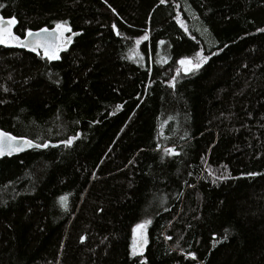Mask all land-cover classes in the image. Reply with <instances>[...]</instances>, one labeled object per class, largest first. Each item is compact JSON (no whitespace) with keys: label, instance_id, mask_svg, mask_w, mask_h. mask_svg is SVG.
I'll return each instance as SVG.
<instances>
[{"label":"trees","instance_id":"16d2710c","mask_svg":"<svg viewBox=\"0 0 264 264\" xmlns=\"http://www.w3.org/2000/svg\"><path fill=\"white\" fill-rule=\"evenodd\" d=\"M0 5L21 39L79 32L0 46V129L48 145L0 157V264H264V0Z\"/></svg>","mask_w":264,"mask_h":264},{"label":"snow or ice","instance_id":"6c2138e0","mask_svg":"<svg viewBox=\"0 0 264 264\" xmlns=\"http://www.w3.org/2000/svg\"><path fill=\"white\" fill-rule=\"evenodd\" d=\"M164 0H161V3H163ZM0 7H3V5H0ZM115 11V10H113ZM177 22L180 24L181 27H184V24L177 18ZM17 21L14 17L11 18H5L0 17V44H8L9 42H14L18 46L27 47L31 51H37V49L42 48L44 52V56L48 60H59L60 57L57 54L58 51L62 47H66V44L71 42V36L65 37L63 34L67 32H72V29L68 26V21H61L57 22L55 25V28L48 29V28H42L37 32H32L31 30H26V34L23 40L17 35H15L11 28L16 25ZM113 31L116 30V25H112ZM257 31L264 32V29H257ZM50 33V35H49ZM73 35H78V33H72ZM119 35V33H117ZM144 39H147V37H144ZM139 43V41H137ZM161 43H163L161 41ZM209 57L202 55L200 51H197L194 54L193 58H182L179 60V64L183 66L184 70L186 72L188 71H195L199 70L203 64H205L208 61ZM119 107V106H117ZM20 139L23 141V143L19 146H16V150H22L23 147H35V148H42V147H48L46 143L44 144H34L33 141L24 139V138H18L15 136H12L11 134L0 131V155H3L5 151H7L9 154L13 151L14 145H16V141ZM73 138H69L67 141H64L66 145H70L72 143ZM168 152H171V150H167ZM249 176H254L256 173H248ZM66 198L61 197V206H64ZM150 223L149 220H144L141 223L136 224L133 229V237L134 240L137 236V233H140V239L137 243H134L132 246V256L142 255V252L140 251L143 249L144 245L147 243L146 239L143 237L144 230L146 229L147 225ZM81 240H84V237H81ZM189 256H191L193 259H195V255L193 253H188Z\"/></svg>","mask_w":264,"mask_h":264},{"label":"water","instance_id":"95a60500","mask_svg":"<svg viewBox=\"0 0 264 264\" xmlns=\"http://www.w3.org/2000/svg\"><path fill=\"white\" fill-rule=\"evenodd\" d=\"M15 26H17V23H16V25H14L12 28H11V31L13 32L14 31V28H15ZM55 28V27H54ZM48 29H53V28H48ZM39 31V30H38ZM32 32H37V31H32ZM69 33L70 32H67V33H65V36L66 37H68V36H71V42L79 35V32H74V33H78V35H73L72 33L69 35ZM49 35H50V33H49ZM24 38H22L21 40H23ZM71 42H69V43H67V45H69ZM1 45H3V44H0V46ZM19 48H21V49H27V50H30L29 48H27V47H22V46H18ZM61 50H62V48L59 50V52H61ZM37 51H40V52H42V53H44L43 52V49L42 48H40V49H37ZM0 131H4V130H2V129H0ZM4 132H7V131H4ZM7 133H9V132H7ZM9 134H11V133H9ZM12 136H15V135H13V134H11ZM15 137H18V138H21V137H19V136H15ZM22 138H24V139H28V140H31V139H29V138H27V137H22ZM32 141V140H31ZM23 143V141L22 140H20V139H18L17 141H16V145H14V148H13V151L9 154L7 151H5V153L3 154V155H0V157L2 158V157H11V156H17V155H20V154H22V153H25V152H27V151H29V150H32V149H34L35 147H23V149L22 150H16V146H19V145H21ZM33 143L34 144H36L34 141H33ZM146 249V244L144 245V247H143V249H141V250H145Z\"/></svg>","mask_w":264,"mask_h":264},{"label":"rangeland","instance_id":"374dc122","mask_svg":"<svg viewBox=\"0 0 264 264\" xmlns=\"http://www.w3.org/2000/svg\"><path fill=\"white\" fill-rule=\"evenodd\" d=\"M65 34V33H64ZM63 34V35H64ZM143 40V39H142ZM181 68H182V70H184V68H183V66L181 65ZM184 72H185V70H184ZM188 72H190V71H188ZM186 73V72H185ZM143 237H144V239H146V229L144 230V233H143ZM139 239H140V233L138 232L137 233V236H136V238H135V240H134V243H137L138 241H139ZM147 241V240H146ZM141 251V250H140ZM142 252V251H141Z\"/></svg>","mask_w":264,"mask_h":264},{"label":"bare ground","instance_id":"6f19581e","mask_svg":"<svg viewBox=\"0 0 264 264\" xmlns=\"http://www.w3.org/2000/svg\"><path fill=\"white\" fill-rule=\"evenodd\" d=\"M15 27H16V26H15ZM8 44H12V42H9ZM70 44H71V43H70ZM70 44H69V45H70ZM3 45H4V44H3ZM69 45L66 44V47H68ZM17 46H18V45H17ZM64 48H65V47H62L61 52L63 51ZM61 52L58 51L57 54L59 55ZM43 54H44V53H43ZM185 72H186V71H185ZM186 73H187V72H186ZM146 246H147V243H146ZM141 251H143V250H141Z\"/></svg>","mask_w":264,"mask_h":264},{"label":"flooded vegetation","instance_id":"af4514ba","mask_svg":"<svg viewBox=\"0 0 264 264\" xmlns=\"http://www.w3.org/2000/svg\"><path fill=\"white\" fill-rule=\"evenodd\" d=\"M64 36H65V34H64ZM66 37V36H65Z\"/></svg>","mask_w":264,"mask_h":264}]
</instances>
